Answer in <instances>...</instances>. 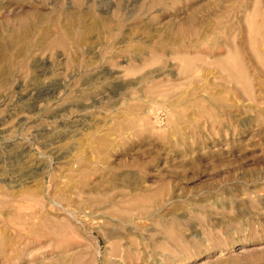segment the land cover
I'll return each mask as SVG.
<instances>
[{
    "label": "rangeland",
    "instance_id": "obj_1",
    "mask_svg": "<svg viewBox=\"0 0 264 264\" xmlns=\"http://www.w3.org/2000/svg\"><path fill=\"white\" fill-rule=\"evenodd\" d=\"M0 129V264H264V0H0Z\"/></svg>",
    "mask_w": 264,
    "mask_h": 264
},
{
    "label": "bare ground",
    "instance_id": "obj_2",
    "mask_svg": "<svg viewBox=\"0 0 264 264\" xmlns=\"http://www.w3.org/2000/svg\"><path fill=\"white\" fill-rule=\"evenodd\" d=\"M140 52H141V51H140ZM101 71H102V70H101ZM108 75H109V74H108ZM110 76H111V75H110ZM113 76H114V75H113ZM113 76H112V77H113ZM110 78H111V77H110ZM113 79H114V78H113ZM112 83H113V82H112ZM112 83L110 82V84H112ZM21 85H22V84H21ZM31 85H32V84H31ZM31 85H30V86H31ZM43 85H44V84H43ZM43 85H42V86H43ZM112 85H113V84H112ZM22 87H23V86H22ZM26 87H28V86H25L24 88L26 89ZM32 87H33V86H32ZM32 87H31V88H32ZM35 87H37V86H35ZM114 87H115V86H114ZM19 88H20V86H19ZM28 88H29V87H28ZM28 88H27V89H28ZM31 88L28 89V90H31ZM37 88H38V87H37ZM116 88H117V86H116ZM25 89H24V90H25ZM28 90H27V92H28ZM35 90H37V89H35ZM33 91H34V90H33ZM29 92H32V91H29ZM36 93L38 94L37 91H36ZM36 93H35V94H36ZM47 93H48V92H47ZM47 93H46V94H47ZM29 94H30V93H29ZM37 94H36V95H37ZM46 94H45V95H46ZM109 94H110V93H109ZM26 95H27V94H26ZM53 95H54V94H53ZM53 95H50V96H53ZM27 96H28V95H27ZM31 96H32V95H31ZM31 96H30V97H31ZM22 97H24V96H22ZM22 97H21V98H22ZM48 97H49V94H48ZM54 97H55V95H54ZM41 98H42V97H41ZM50 98H51V97H49V99H50ZM35 99H36V98H35ZM43 99L45 100V98H43ZM38 100H39V99H38ZM44 100H42V101H44ZM18 101H19V100H18ZM39 101H40V100H39ZM29 102H30V101H29ZM36 102H37V101H36ZM36 102H35V103H36ZM21 103L23 104V102H21ZM30 103H31V102H30ZM33 103H34V100H33ZM22 104H21V105H22ZM25 104H26V103H25ZM23 105H24V104H23ZM37 105H38V104H37ZM37 105H36V106H37ZM11 106H12V105H11ZM33 107H34V106H33ZM38 107H39V105H38ZM36 108H37V107H36ZM40 108H41V107H39V109H40ZM14 109H15V108H14ZM22 109H23V108H22ZM24 109H25V108H24ZM27 109H28V108H27ZM30 109H31V108H30ZM41 109H42V108H41ZM41 109H40V110H41ZM35 110H36V109H35ZM37 110H38V109H37ZM27 112H29V111H27ZM31 112H32V110H31ZM37 112H38V111H37ZM33 113H35V112L33 111ZM33 113H32V114H33ZM30 114H31V113H30ZM56 114H57V113H56ZM29 116H30V115H29ZM54 116H55V115H54ZM55 117H56V116H55ZM0 130H2V129H0ZM39 169H40V168H39ZM30 171H31V170H29V171H27V172H25V173H28V172H29V174H30ZM35 171H36V170H34V172H35ZM20 173H21V172H20ZM25 173H24L23 175L25 176V179H26V178H28L29 174H27V176H26ZM23 175H22V176H23ZM22 176H19V175H18L17 178H18V177H22ZM29 178H30V176H29ZM29 178H28V179H29ZM15 180H16V179H15ZM15 180H13V181H15ZM18 180H19V179H18ZM11 182H12V181H11ZM13 183H14V182H13ZM15 183H16V182H15ZM13 185H14V184H12V186H13ZM11 188H12V187H11ZM14 191H15V190H14ZM0 204L3 205V206L0 205V206L2 207V208H0V216H2L4 213L8 212V209H9V208H8L3 202L0 203ZM116 220H117V219H116ZM233 254H234V253H232V255H233ZM220 258H221L220 255H217V254H216V257H215L214 259L217 260V259H220Z\"/></svg>",
    "mask_w": 264,
    "mask_h": 264
}]
</instances>
